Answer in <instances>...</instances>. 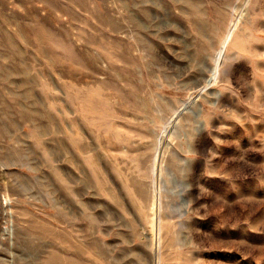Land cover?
I'll use <instances>...</instances> for the list:
<instances>
[{
    "label": "rangeland",
    "instance_id": "1",
    "mask_svg": "<svg viewBox=\"0 0 264 264\" xmlns=\"http://www.w3.org/2000/svg\"><path fill=\"white\" fill-rule=\"evenodd\" d=\"M263 4L0 0V264H264L262 202L178 149Z\"/></svg>",
    "mask_w": 264,
    "mask_h": 264
},
{
    "label": "crops",
    "instance_id": "2",
    "mask_svg": "<svg viewBox=\"0 0 264 264\" xmlns=\"http://www.w3.org/2000/svg\"><path fill=\"white\" fill-rule=\"evenodd\" d=\"M245 32L249 45L228 57L235 71L216 75V87L210 84L204 95L202 118L188 124L178 149L186 160L202 162L204 175L243 191L247 185L264 208V4L252 11Z\"/></svg>",
    "mask_w": 264,
    "mask_h": 264
}]
</instances>
